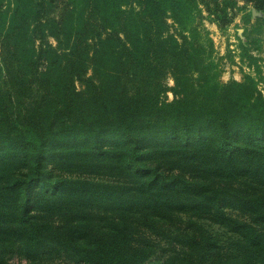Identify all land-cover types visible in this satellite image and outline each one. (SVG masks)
Listing matches in <instances>:
<instances>
[{"label": "trees", "instance_id": "1", "mask_svg": "<svg viewBox=\"0 0 264 264\" xmlns=\"http://www.w3.org/2000/svg\"><path fill=\"white\" fill-rule=\"evenodd\" d=\"M199 5L220 28L242 11L243 24L249 26L243 29L246 37L261 34L264 0H244L241 6L236 0H70L56 17H49L48 0H0V131H14L17 143L29 149L35 173L16 186L0 187V258L16 254L40 261L63 256L81 264H130L127 260L140 261L133 258L144 259L149 253L142 249L126 255L121 236L80 232L92 222L81 215L92 204L83 200V181L62 183L61 187L78 189L80 196L78 213L67 210L57 216L67 227L40 213L52 211L56 199L61 200L56 184L44 187L50 195L36 193L47 143L45 127L52 121H59L64 134L107 123L130 142H138L133 129L168 136L181 132L185 137L192 132L199 138L198 147L175 150L174 159L171 150L133 153L131 162L152 157L162 171L131 181L122 167L116 168L129 180L120 193L129 196V204L151 212L165 211L173 203L181 210L190 203H206L216 207V218L231 217L224 211L228 207L237 215L226 219L233 221L247 244L264 249V87L259 89L251 74L241 81L216 80L217 72L211 73L212 67L202 59L210 43L199 41L194 24ZM252 10L260 13L253 23ZM250 47L241 46L242 58L258 68ZM88 69L91 76L83 78ZM167 73L174 82L171 101L161 97ZM76 79L81 89L75 87ZM209 124V134L203 135ZM239 135L247 148L233 145ZM214 140L216 150L209 153L206 145ZM238 153L246 156L247 166ZM252 154L256 156L251 159ZM136 172L146 171L133 168L131 174ZM258 184L262 187L255 189ZM104 194L107 199L112 196ZM60 229L66 230L59 235ZM151 229L158 232L155 226ZM73 231L78 234L71 236ZM159 231L169 243L184 244L182 232ZM210 243L205 238L200 250L181 264H202L203 246Z\"/></svg>", "mask_w": 264, "mask_h": 264}, {"label": "rangeland", "instance_id": "2", "mask_svg": "<svg viewBox=\"0 0 264 264\" xmlns=\"http://www.w3.org/2000/svg\"><path fill=\"white\" fill-rule=\"evenodd\" d=\"M69 1L48 0V8L51 6L49 17H56ZM236 2L239 6L244 4V0H236ZM198 8V11L195 10L194 24L200 32L199 41L205 45L210 43L202 59L203 63H209L212 67L211 73L217 72L216 80L220 84L231 80L241 81L245 74H251L258 80V88L263 89L264 24L261 25V34L252 33L246 37L243 29L247 25H244L241 19L242 11L236 13L229 25L220 28L204 7L199 5ZM256 16H260V13L252 10L251 23L254 22ZM167 23H171L170 18H167ZM45 39L52 45L56 44L51 36ZM93 41L94 38H91V44L94 43ZM38 43L39 40H36L35 44ZM244 44L251 46L249 52L256 59L258 68L255 65L249 66L246 58H242L241 46ZM89 76H91L90 69L83 78ZM163 83L165 92L161 97L165 101H171L174 95L170 88L174 82L170 73L166 74ZM75 87L82 88L80 79L75 80ZM45 128L48 131L47 143L39 167L40 181H38L39 186L36 188V193L42 196L50 195L51 192L44 190V187L51 188L53 184L57 185L56 188L60 187L56 190V195H60L61 200L56 199L54 209L40 212L46 216L49 214L50 220L53 219L56 224H61L64 228L68 226L65 222L59 221L60 218L57 217L69 212L67 210H76L78 213L76 202L80 197L79 190L61 187L62 183L65 180L83 181L87 192V197L83 200L92 204L90 205L91 210L81 215L91 218L92 222L89 228L80 232L86 231L92 235L110 234L114 236L113 238L121 236V246L126 255L134 256L142 249L150 253H147L144 259L142 257L133 258L140 259V261L127 260L130 264H181L192 251L200 250L199 246L205 238L211 243L205 248L203 246L202 264H216L219 261L222 264H264V249L247 244L239 230L233 227V221L230 219L235 218L237 211H231L225 207L224 211L230 212L226 215L231 217L218 216L216 218V207L206 203H200L198 206L190 203L185 205L184 210L179 209L178 205L173 203L165 211L151 212L147 208H138L137 204H129V196L120 193L123 187H128L129 180H126V175L118 173L116 168L122 167L131 181H142L147 179V175L162 171L152 157H142L136 163L131 162L133 153L144 154L154 150H171L170 157L174 159V153L179 149L198 147L199 138L195 137L192 132L185 137V134L181 132H172L173 135L168 136L146 131L140 133L133 129L138 142H130L127 140L128 137L107 123L70 134L61 132L59 121L47 123ZM209 129H211L210 124L204 125L202 134L208 135ZM135 145L137 148H134ZM233 145L247 148L242 135L234 140ZM251 147L253 150L257 149V145L252 144ZM206 149L209 153L215 152L216 140L208 141ZM29 153L28 148L17 143L14 131H0V187L16 186L20 180L35 176L28 159ZM255 156L252 154L251 159ZM237 158L241 159L243 165H248L246 156L238 153ZM253 163L259 164V161ZM133 168L143 169L146 172L144 175L141 172L131 174ZM251 183L253 182L249 184ZM262 183L264 185V180ZM75 186L79 187L78 184ZM261 187V184L254 186L255 189ZM104 192H111L112 196L107 199ZM14 198L15 195L11 196V201ZM37 206L42 210L40 202ZM66 206L71 208L66 209ZM193 207L195 209H191ZM76 224V221L72 223L75 226ZM151 226L157 227L158 232L153 231ZM60 230L59 235L66 229ZM159 230H164L167 234H170L171 230L182 232L184 244L175 241L169 243V238L164 237ZM74 234H78L77 231H73L71 236ZM0 264H81V261L67 259L63 256H47L40 261H31L16 254H6L0 258Z\"/></svg>", "mask_w": 264, "mask_h": 264}]
</instances>
